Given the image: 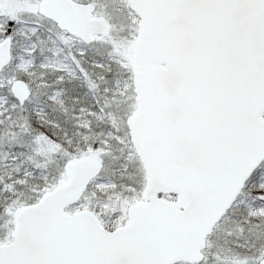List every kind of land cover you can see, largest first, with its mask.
<instances>
[{"label": "snow or ice", "instance_id": "6c2138e0", "mask_svg": "<svg viewBox=\"0 0 264 264\" xmlns=\"http://www.w3.org/2000/svg\"><path fill=\"white\" fill-rule=\"evenodd\" d=\"M0 264H264V0H0Z\"/></svg>", "mask_w": 264, "mask_h": 264}]
</instances>
